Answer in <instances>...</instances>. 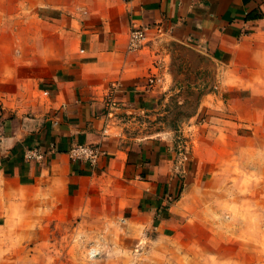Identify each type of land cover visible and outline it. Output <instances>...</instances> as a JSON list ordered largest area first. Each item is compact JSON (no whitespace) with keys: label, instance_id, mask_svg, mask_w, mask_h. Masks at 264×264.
I'll return each instance as SVG.
<instances>
[{"label":"crops","instance_id":"crops-1","mask_svg":"<svg viewBox=\"0 0 264 264\" xmlns=\"http://www.w3.org/2000/svg\"><path fill=\"white\" fill-rule=\"evenodd\" d=\"M99 3V30L72 20L66 28L50 22L43 60L26 55L22 30L0 44V194L5 199L36 189L61 195L67 204L61 211L71 212V202L78 203L79 214L93 211L94 203L122 205L131 188L134 200L162 201L156 186L170 189L171 143L163 134L169 128L132 133L123 113L158 114V100L174 84L196 82L186 81L180 67L229 68L244 55L251 63L264 61V0ZM132 25L149 27L147 46L137 51L126 48ZM179 58L183 64L175 63ZM109 93L118 107H109ZM82 142L97 143L103 151L93 169L67 156L71 145ZM29 146L42 149L44 158L26 161L23 150Z\"/></svg>","mask_w":264,"mask_h":264},{"label":"rangeland","instance_id":"rangeland-1","mask_svg":"<svg viewBox=\"0 0 264 264\" xmlns=\"http://www.w3.org/2000/svg\"><path fill=\"white\" fill-rule=\"evenodd\" d=\"M99 6L0 0V44L22 30L26 55L43 60L50 22L99 30ZM247 60L196 72L180 67L196 82L174 84L158 100V114L123 113L132 133L169 128L170 189L156 186L162 201L134 200L131 188L126 203H94L79 214L75 202L61 211V195L0 194V264H264V61Z\"/></svg>","mask_w":264,"mask_h":264},{"label":"built area","instance_id":"built-area-1","mask_svg":"<svg viewBox=\"0 0 264 264\" xmlns=\"http://www.w3.org/2000/svg\"><path fill=\"white\" fill-rule=\"evenodd\" d=\"M148 26L133 25L128 32L126 48L128 51H137L147 46ZM108 103L110 108H116L115 100L108 94ZM67 156L72 163L85 164L90 169L95 168L103 155L99 144L97 143H75L67 150ZM45 152L38 146H29L23 150V158L26 161H41Z\"/></svg>","mask_w":264,"mask_h":264}]
</instances>
